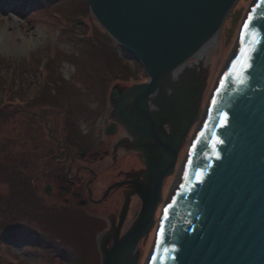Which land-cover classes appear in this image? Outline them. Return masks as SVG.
I'll use <instances>...</instances> for the list:
<instances>
[{
    "label": "water",
    "instance_id": "95a60500",
    "mask_svg": "<svg viewBox=\"0 0 264 264\" xmlns=\"http://www.w3.org/2000/svg\"><path fill=\"white\" fill-rule=\"evenodd\" d=\"M86 1L97 24L147 76L111 91L113 123L105 133L113 136L121 126L133 140L130 149L154 143L159 156L134 224L102 249L101 263L132 264L163 204L145 264H264V0L248 8L164 202L162 183L175 173L202 100L195 89L200 74L193 70L182 91L180 69L219 34L238 0ZM173 98H181L176 107L170 102L153 112Z\"/></svg>",
    "mask_w": 264,
    "mask_h": 264
},
{
    "label": "rangeland",
    "instance_id": "374dc122",
    "mask_svg": "<svg viewBox=\"0 0 264 264\" xmlns=\"http://www.w3.org/2000/svg\"><path fill=\"white\" fill-rule=\"evenodd\" d=\"M0 2V262L101 264L102 249L108 250L116 237L130 230L141 210L146 176L148 179L153 174L159 162L156 145L144 143L143 153L130 149L133 140H129L117 152L116 166L106 156L86 161L88 170L97 175L92 180L89 175L83 177V185L95 179L91 188L94 201H99L112 183L130 185L113 188L102 205L88 204L72 211L58 208L50 199L46 205L38 199L35 184L45 198L43 186L48 177L44 171L55 168L51 159L57 154L54 145L44 140L48 137L44 130L54 134L62 127L80 147L99 148L104 138L99 128L113 112L111 90H125L146 78L137 62L130 64L114 40L86 13L83 2L63 7L62 0H52L51 5H32L27 14L16 9L24 0ZM251 2L237 1L221 26L216 48L201 71L193 69L200 74L199 88L195 89L201 91L202 100L192 133L178 152L176 173ZM61 6L68 13L74 10L78 17L73 27L82 40L76 42L74 35L77 44L60 34L66 28L70 32ZM121 131L129 135L123 127L120 135ZM112 144L108 147L105 143L101 151L111 153ZM176 173L163 181L161 200L170 194ZM87 193L85 190V200ZM162 206L156 212V222ZM156 222L139 241L132 264H145Z\"/></svg>",
    "mask_w": 264,
    "mask_h": 264
},
{
    "label": "flooded vegetation",
    "instance_id": "af4514ba",
    "mask_svg": "<svg viewBox=\"0 0 264 264\" xmlns=\"http://www.w3.org/2000/svg\"><path fill=\"white\" fill-rule=\"evenodd\" d=\"M61 122L62 121L59 120L58 124L61 125ZM99 131L102 133L101 128L99 129ZM119 131L120 129L117 131V134L112 137L111 140H109V137L104 136L99 148H96L95 150H88L80 147L77 143L72 141V138L68 137L67 129L65 128H58L57 131H54V134L50 129L44 130L46 135H48V137L44 140L50 142V146L54 145L53 147L55 148L57 154L54 159L49 158V160H53V167L55 168L44 171V173L47 174L46 178L48 177V180L43 186V193L45 195V198L40 195L38 186L37 184H35L37 188L38 199H42V204H48L47 200L50 199L52 201L51 204L57 206L58 208L69 209L72 211H75L72 209L74 207L84 208L87 207L88 204H94L96 206L104 204L107 200L109 192L111 191L110 190L107 193L108 188L118 184H110L105 189V192L101 195L100 200L94 201L93 193L91 191V188L93 187V184L95 182V179L94 181H91L94 178V174H92L88 170L87 166H85V162L97 161L99 159L102 160V158L106 156L107 158L111 157L110 159L114 161V166H116L117 152H120V148H123V145L130 140L124 131H121V135ZM105 143L108 147H110L111 143H113L112 145L114 146L112 147L111 153L108 152L109 150L101 151V148ZM44 161H47V159H44ZM86 175L91 176V180H87V182L91 181L88 186L87 182L86 185H83V177H85ZM127 185L130 184H121V186ZM46 186H48L49 190L48 195H46L45 193ZM85 190L88 192L87 200L84 199Z\"/></svg>",
    "mask_w": 264,
    "mask_h": 264
},
{
    "label": "bare ground",
    "instance_id": "6f19581e",
    "mask_svg": "<svg viewBox=\"0 0 264 264\" xmlns=\"http://www.w3.org/2000/svg\"><path fill=\"white\" fill-rule=\"evenodd\" d=\"M218 38H219V34L214 36V38H212L208 43H206V45L194 56L195 63L188 62L185 65H183V67L180 69L181 70V73H180L181 80L178 82V86H182V89L185 87V85H186V88L189 86L190 82L192 81L194 77L193 69L194 70L197 69L201 71V68L205 65L208 56H210L213 49L216 48L217 43H218ZM191 70H192V73H191ZM185 89H183L182 91H184ZM172 100L173 101H169L166 104H164L165 101H159L160 102L159 105H157L156 107L152 106L153 112L161 113L163 110L169 109L168 105L170 102H172L173 106L176 107L181 101V98H177V99L173 98ZM180 175H181V171L179 172L176 183L178 182ZM126 251H127V248H126Z\"/></svg>",
    "mask_w": 264,
    "mask_h": 264
},
{
    "label": "trees",
    "instance_id": "16d2710c",
    "mask_svg": "<svg viewBox=\"0 0 264 264\" xmlns=\"http://www.w3.org/2000/svg\"><path fill=\"white\" fill-rule=\"evenodd\" d=\"M56 1H58V0H55V2ZM26 2V1H25ZM25 2L23 3V4H20L19 6H17V10H20V11H22L23 12V14H27V11L25 10L26 9V7H25ZM33 2V4L32 5H34V6H47V5H51L52 3V0H50L49 2H47V0H33L32 1ZM78 2H83L84 4H85V10L87 11L86 13L88 14V15H90V12H89V8H88V4H87V2H86V0H62V2L60 3L63 7H71V4L73 5V6H77V4H78ZM62 6H61V10L60 11H63L65 8H62ZM64 13V14H63ZM63 15L65 16V19L68 21V28H69V31L70 32H68V30H67V28L66 29H64L63 30V32H60V34L62 35V37H63V39L64 40H67V41H69V42H74V43H76V42H81V40L82 39H79L78 37H77V35H76V31H77V28H75L74 29V23L73 22H75L76 20L78 21V17L76 16V14L74 13V10H72L71 12H66V11H63ZM61 25H59V27H60ZM73 27V28H72ZM72 28V29H71ZM78 32L80 33V35H84V32H81L80 30H78ZM74 35H76V37L77 38H75L76 40V42L75 41H73V37H75ZM77 44V43H76ZM84 217H86L84 214H82ZM51 247H53V244H52V246ZM0 264H3V262L1 261L0 262Z\"/></svg>",
    "mask_w": 264,
    "mask_h": 264
},
{
    "label": "snow or ice",
    "instance_id": "6c2138e0",
    "mask_svg": "<svg viewBox=\"0 0 264 264\" xmlns=\"http://www.w3.org/2000/svg\"><path fill=\"white\" fill-rule=\"evenodd\" d=\"M245 27H246V28L249 27V24H245Z\"/></svg>",
    "mask_w": 264,
    "mask_h": 264
}]
</instances>
